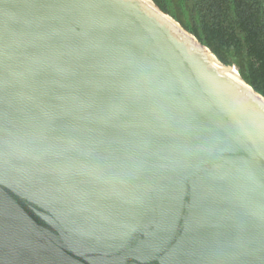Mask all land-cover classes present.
Here are the masks:
<instances>
[{"label": "water", "instance_id": "water-1", "mask_svg": "<svg viewBox=\"0 0 264 264\" xmlns=\"http://www.w3.org/2000/svg\"><path fill=\"white\" fill-rule=\"evenodd\" d=\"M0 264H264V97L153 0H0Z\"/></svg>", "mask_w": 264, "mask_h": 264}, {"label": "trees", "instance_id": "trees-1", "mask_svg": "<svg viewBox=\"0 0 264 264\" xmlns=\"http://www.w3.org/2000/svg\"><path fill=\"white\" fill-rule=\"evenodd\" d=\"M264 97V0H153Z\"/></svg>", "mask_w": 264, "mask_h": 264}]
</instances>
